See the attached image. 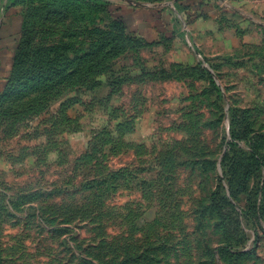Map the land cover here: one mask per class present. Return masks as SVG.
<instances>
[{"label": "rangeland", "instance_id": "rangeland-1", "mask_svg": "<svg viewBox=\"0 0 264 264\" xmlns=\"http://www.w3.org/2000/svg\"><path fill=\"white\" fill-rule=\"evenodd\" d=\"M0 21V264H264V0H0Z\"/></svg>", "mask_w": 264, "mask_h": 264}, {"label": "crops", "instance_id": "crops-1", "mask_svg": "<svg viewBox=\"0 0 264 264\" xmlns=\"http://www.w3.org/2000/svg\"><path fill=\"white\" fill-rule=\"evenodd\" d=\"M3 28L5 27L0 24V77L5 76L4 72L9 70L8 67L14 62L18 52V46L7 41Z\"/></svg>", "mask_w": 264, "mask_h": 264}, {"label": "trees", "instance_id": "trees-1", "mask_svg": "<svg viewBox=\"0 0 264 264\" xmlns=\"http://www.w3.org/2000/svg\"><path fill=\"white\" fill-rule=\"evenodd\" d=\"M96 178H97V176H95L93 181L97 180ZM114 178H115V175H112V173H107V174H105V177H102V179H100V181H97V182L101 185V184L107 183L110 180H113ZM107 194H108L107 196H109L111 193H107ZM102 212H104V211H102ZM79 214L81 215L79 222H81L80 224H82L83 227H87V226L90 227V225L91 226L93 225L95 227L96 231L97 230H106V227L103 228L102 223L99 222V219H98V216H102V214L99 215L97 212L93 213L92 211H88V210L81 211Z\"/></svg>", "mask_w": 264, "mask_h": 264}]
</instances>
